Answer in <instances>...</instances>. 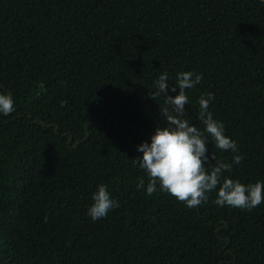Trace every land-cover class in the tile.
<instances>
[{"label":"trees","instance_id":"1","mask_svg":"<svg viewBox=\"0 0 264 264\" xmlns=\"http://www.w3.org/2000/svg\"><path fill=\"white\" fill-rule=\"evenodd\" d=\"M186 70L203 81L185 118L202 128L214 92L244 157L232 178L264 180V2L0 0V90L16 104L0 115V264H264V203L186 208L135 188L130 159L165 123L153 82ZM101 182L120 207L92 221Z\"/></svg>","mask_w":264,"mask_h":264},{"label":"clouds","instance_id":"2","mask_svg":"<svg viewBox=\"0 0 264 264\" xmlns=\"http://www.w3.org/2000/svg\"><path fill=\"white\" fill-rule=\"evenodd\" d=\"M169 79L167 71L159 73L150 92L154 100L163 97L164 107H159V116H163L165 123H156L150 139L137 145L142 154L130 159L143 173L137 178V191L147 196L167 193L186 208L208 203L213 193L211 202L217 207L251 210L264 203V180L241 183L232 178L234 166L241 165L244 157L235 139L226 134L224 122L214 117L210 105L215 93L209 91L198 98L196 119L202 128L191 118H185V106L190 104L187 92L202 83L203 73L178 71L174 83L170 84ZM15 107L14 94L0 90V115L12 113ZM209 143L213 146L210 154ZM214 149L231 153V158L217 159ZM91 200L86 214L92 221L106 218L120 207V201L102 182L91 194Z\"/></svg>","mask_w":264,"mask_h":264},{"label":"water","instance_id":"3","mask_svg":"<svg viewBox=\"0 0 264 264\" xmlns=\"http://www.w3.org/2000/svg\"><path fill=\"white\" fill-rule=\"evenodd\" d=\"M259 1L264 2V0H259Z\"/></svg>","mask_w":264,"mask_h":264}]
</instances>
